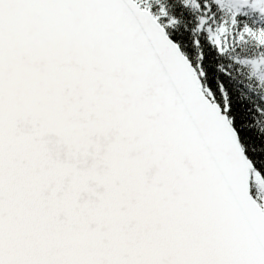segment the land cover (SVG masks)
Instances as JSON below:
<instances>
[{
  "label": "snow or ice",
  "instance_id": "6c2138e0",
  "mask_svg": "<svg viewBox=\"0 0 264 264\" xmlns=\"http://www.w3.org/2000/svg\"><path fill=\"white\" fill-rule=\"evenodd\" d=\"M0 264H264V0H0Z\"/></svg>",
  "mask_w": 264,
  "mask_h": 264
},
{
  "label": "trees",
  "instance_id": "16d2710c",
  "mask_svg": "<svg viewBox=\"0 0 264 264\" xmlns=\"http://www.w3.org/2000/svg\"><path fill=\"white\" fill-rule=\"evenodd\" d=\"M234 77L235 85L245 99L256 94L257 88L254 86V81L248 79L244 71L234 72Z\"/></svg>",
  "mask_w": 264,
  "mask_h": 264
}]
</instances>
